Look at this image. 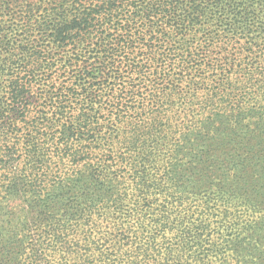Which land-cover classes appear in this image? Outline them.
Instances as JSON below:
<instances>
[{"label":"trees","instance_id":"obj_1","mask_svg":"<svg viewBox=\"0 0 264 264\" xmlns=\"http://www.w3.org/2000/svg\"><path fill=\"white\" fill-rule=\"evenodd\" d=\"M0 264H264V0H0Z\"/></svg>","mask_w":264,"mask_h":264}]
</instances>
